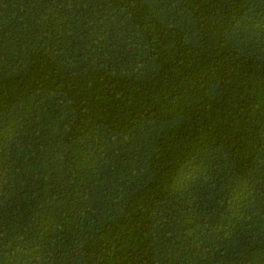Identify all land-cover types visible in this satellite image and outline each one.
Wrapping results in <instances>:
<instances>
[{"label": "trees", "instance_id": "16d2710c", "mask_svg": "<svg viewBox=\"0 0 264 264\" xmlns=\"http://www.w3.org/2000/svg\"><path fill=\"white\" fill-rule=\"evenodd\" d=\"M0 264H264V0H0Z\"/></svg>", "mask_w": 264, "mask_h": 264}]
</instances>
